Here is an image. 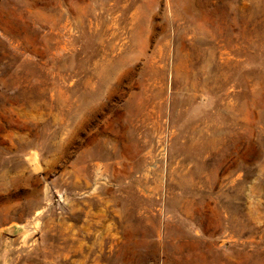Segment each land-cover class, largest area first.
<instances>
[{"label": "rangeland", "instance_id": "1", "mask_svg": "<svg viewBox=\"0 0 264 264\" xmlns=\"http://www.w3.org/2000/svg\"><path fill=\"white\" fill-rule=\"evenodd\" d=\"M0 264H264V0H0Z\"/></svg>", "mask_w": 264, "mask_h": 264}, {"label": "water", "instance_id": "2", "mask_svg": "<svg viewBox=\"0 0 264 264\" xmlns=\"http://www.w3.org/2000/svg\"><path fill=\"white\" fill-rule=\"evenodd\" d=\"M35 165H36L37 169L39 170L40 169L39 166L37 164H35Z\"/></svg>", "mask_w": 264, "mask_h": 264}]
</instances>
